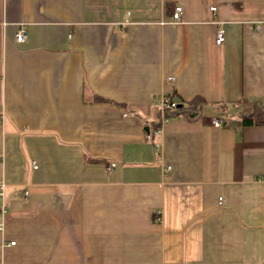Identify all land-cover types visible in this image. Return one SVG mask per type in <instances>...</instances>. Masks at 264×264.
<instances>
[{
  "label": "crops",
  "instance_id": "1",
  "mask_svg": "<svg viewBox=\"0 0 264 264\" xmlns=\"http://www.w3.org/2000/svg\"><path fill=\"white\" fill-rule=\"evenodd\" d=\"M261 22L264 0H0V264H264V125L240 118ZM163 99L205 106L159 133Z\"/></svg>",
  "mask_w": 264,
  "mask_h": 264
},
{
  "label": "built area",
  "instance_id": "2",
  "mask_svg": "<svg viewBox=\"0 0 264 264\" xmlns=\"http://www.w3.org/2000/svg\"><path fill=\"white\" fill-rule=\"evenodd\" d=\"M216 11V8L213 9V12ZM183 14H184V9L182 6L178 5L176 8H175V11H174V15H173V21L175 23H179L182 21L183 19ZM255 30L259 33H264V23L261 22V23H257L255 25ZM17 43H25L28 39V36H27V33L25 30H21L18 34H17ZM225 43V34L223 31H219L218 33V38H217V41H216V44L218 46H221ZM158 107L162 113V121L161 123L162 124H165V123H168L171 119L168 118L166 115L167 113H170V112H175L176 109L178 108L176 105H174L173 103H171L169 100L167 99H163L160 103H158ZM225 125V122L224 121H221V120H215L213 121V126L217 129H220V128H223V126ZM159 132V131H158ZM160 133V132H159ZM3 158V156L0 155V160ZM35 169H37L36 165H35ZM170 171V169H169ZM1 190L3 191L4 190V186L1 185L0 186ZM13 246H15L16 244L13 243L12 244Z\"/></svg>",
  "mask_w": 264,
  "mask_h": 264
},
{
  "label": "trees",
  "instance_id": "3",
  "mask_svg": "<svg viewBox=\"0 0 264 264\" xmlns=\"http://www.w3.org/2000/svg\"><path fill=\"white\" fill-rule=\"evenodd\" d=\"M205 103L201 99H197L193 101L190 105L185 106L181 109H176L175 112L167 113V117L170 119H178V118H195L199 116L203 110ZM242 119V123L244 125H264V106L257 105L254 110L242 113L240 115ZM155 124V125H154ZM153 124V130L157 132L161 127V121H156Z\"/></svg>",
  "mask_w": 264,
  "mask_h": 264
},
{
  "label": "water",
  "instance_id": "4",
  "mask_svg": "<svg viewBox=\"0 0 264 264\" xmlns=\"http://www.w3.org/2000/svg\"><path fill=\"white\" fill-rule=\"evenodd\" d=\"M178 108L181 109V108H183V106H179ZM146 132H149L148 128L146 129Z\"/></svg>",
  "mask_w": 264,
  "mask_h": 264
}]
</instances>
